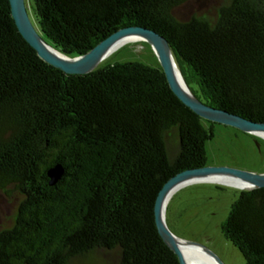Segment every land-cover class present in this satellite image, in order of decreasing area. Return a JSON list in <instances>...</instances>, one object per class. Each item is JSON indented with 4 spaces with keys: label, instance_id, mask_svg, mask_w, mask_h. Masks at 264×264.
I'll return each mask as SVG.
<instances>
[{
    "label": "trees",
    "instance_id": "obj_1",
    "mask_svg": "<svg viewBox=\"0 0 264 264\" xmlns=\"http://www.w3.org/2000/svg\"><path fill=\"white\" fill-rule=\"evenodd\" d=\"M193 1L33 0L32 14L73 58L120 30H154L203 102L264 123V0H228L214 20L180 19ZM216 125L176 96L160 63L87 75L55 68L0 0V191L22 196L13 227L0 231V264H73L99 253H116L118 264H181L159 233L157 198L176 175L207 166ZM57 164L66 174L52 187ZM238 192L223 235L246 264H264V188Z\"/></svg>",
    "mask_w": 264,
    "mask_h": 264
},
{
    "label": "rangeland",
    "instance_id": "obj_2",
    "mask_svg": "<svg viewBox=\"0 0 264 264\" xmlns=\"http://www.w3.org/2000/svg\"><path fill=\"white\" fill-rule=\"evenodd\" d=\"M228 0H195L177 11L182 20L207 16L214 20L218 10ZM33 0H26L32 20ZM139 62L159 67V59L153 47L146 41L131 42L112 53L100 66L108 64ZM246 135L234 128L217 124L214 137L207 144L208 166H244L251 170H264V157L257 160L253 149L246 147ZM172 151L174 144H172ZM176 150V148H175ZM174 150V151H175ZM239 192L217 190L209 182L191 184L179 189L172 197L168 208V224L179 237L197 242L214 253L223 264H246L245 257L223 235V224L227 221ZM22 196L11 189L0 191V231L10 229L15 223ZM116 253H99L96 258L78 260L73 264H118Z\"/></svg>",
    "mask_w": 264,
    "mask_h": 264
},
{
    "label": "water",
    "instance_id": "obj_3",
    "mask_svg": "<svg viewBox=\"0 0 264 264\" xmlns=\"http://www.w3.org/2000/svg\"><path fill=\"white\" fill-rule=\"evenodd\" d=\"M10 4L13 16L23 36L38 52L39 56L55 68H58L70 75L91 74L100 67V65L108 58L110 53L123 40L129 37L143 39V41L148 42L153 47L173 92L193 112H195L201 118L212 123L237 128L247 133H264V123L253 122L228 111L216 109L203 102L189 87L179 68L180 74L184 80L182 83L178 76L176 69L177 62L170 43L166 38L156 31L144 27L126 28L114 33L89 53L73 58L54 48V46H52L44 38L43 34L35 26L31 18L26 0H10ZM65 174L66 169L62 164H57L52 167L48 172L50 186L54 187L58 185L64 178ZM213 175L232 177L251 185V187L246 189H240L231 185H227L229 187L237 188L241 191H252L264 188V174H254L227 167L206 166L203 168L182 172L170 179L157 198L155 207L156 224L163 240L178 256L181 264H188L182 250L183 245L203 249L213 258H215L218 264H223L214 253H212L203 245L197 242L186 240L175 234L170 228L167 218L169 203L173 195L179 190L180 187H183V185L193 179L210 177Z\"/></svg>",
    "mask_w": 264,
    "mask_h": 264
},
{
    "label": "bare ground",
    "instance_id": "obj_4",
    "mask_svg": "<svg viewBox=\"0 0 264 264\" xmlns=\"http://www.w3.org/2000/svg\"><path fill=\"white\" fill-rule=\"evenodd\" d=\"M139 41H143V39H139L136 37L126 38L110 53V55L126 44H129L131 42L132 43L133 42H139ZM176 69H177L180 81L183 83L184 80L180 74V70H179L177 63H176ZM259 134L264 136V133H259ZM201 182L202 183L203 182L222 183V184L231 185V186H234V187H237L240 189H246V188L251 187V185L246 183V182H243V181L238 180V179H234L232 177L221 176V175H213L210 177L196 178V179H193L190 182L186 183L185 185H183V187L191 185V184L201 183ZM183 187H180V188H183ZM182 250L184 252V255L186 257L188 264H218L216 259L213 258L210 254H208L203 249H198V248H194V247H191L188 245H183Z\"/></svg>",
    "mask_w": 264,
    "mask_h": 264
},
{
    "label": "flooded vegetation",
    "instance_id": "obj_5",
    "mask_svg": "<svg viewBox=\"0 0 264 264\" xmlns=\"http://www.w3.org/2000/svg\"><path fill=\"white\" fill-rule=\"evenodd\" d=\"M231 128H233V127H231ZM234 129L237 131H240L246 135L247 138H246L245 146L251 147L253 149L252 155L257 160H262V158L264 157V136H262L260 134H255V133L243 132L237 128H234ZM207 166H208V164H207ZM216 167H227V168L238 169L241 171H246V172H250V173H254V174H264V170L263 171H256V170H251L250 168H247L244 166H235V165L231 166V165H229V166H216ZM211 184H213L214 187L220 191H228L230 189L241 191L237 188L229 187V186L224 185V184H217V183H211Z\"/></svg>",
    "mask_w": 264,
    "mask_h": 264
}]
</instances>
